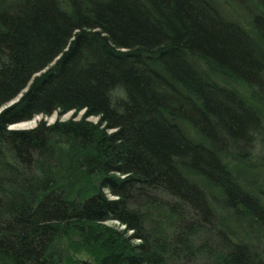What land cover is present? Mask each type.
<instances>
[{
	"label": "trees",
	"instance_id": "16d2710c",
	"mask_svg": "<svg viewBox=\"0 0 264 264\" xmlns=\"http://www.w3.org/2000/svg\"><path fill=\"white\" fill-rule=\"evenodd\" d=\"M221 1L0 0V264H264V0Z\"/></svg>",
	"mask_w": 264,
	"mask_h": 264
},
{
	"label": "rangeland",
	"instance_id": "374dc122",
	"mask_svg": "<svg viewBox=\"0 0 264 264\" xmlns=\"http://www.w3.org/2000/svg\"><path fill=\"white\" fill-rule=\"evenodd\" d=\"M230 5L225 3V1H221L222 3L220 4L222 12L227 15L229 18L233 20H238L243 22L244 20H249L250 16H252L255 12L256 9H254L255 4L251 3L250 0H229ZM16 102V100L11 101L9 104L4 105L3 107L0 108V112L2 109L7 107L8 105L13 104ZM83 115V112H79L77 115L74 114L73 111L67 112L61 116V120H69V119H76L79 120ZM58 118V113L55 112L52 115H36L33 119L27 120V121H22L18 123H14L10 125V128L13 130H25V129H32L37 126V124L41 120H45L48 124H52L55 122V120ZM90 120H93L94 122L97 121V117H90ZM108 225L113 226V227H118L120 229H123L124 226L120 225L116 221H110ZM84 252L77 253V256L81 258L83 261L88 262V256H86Z\"/></svg>",
	"mask_w": 264,
	"mask_h": 264
},
{
	"label": "water",
	"instance_id": "95a60500",
	"mask_svg": "<svg viewBox=\"0 0 264 264\" xmlns=\"http://www.w3.org/2000/svg\"><path fill=\"white\" fill-rule=\"evenodd\" d=\"M79 228H80L81 230H84V229H85L83 226H80Z\"/></svg>",
	"mask_w": 264,
	"mask_h": 264
},
{
	"label": "bare ground",
	"instance_id": "6f19581e",
	"mask_svg": "<svg viewBox=\"0 0 264 264\" xmlns=\"http://www.w3.org/2000/svg\"><path fill=\"white\" fill-rule=\"evenodd\" d=\"M56 120H57V119H56ZM56 120H55V121H56Z\"/></svg>",
	"mask_w": 264,
	"mask_h": 264
}]
</instances>
